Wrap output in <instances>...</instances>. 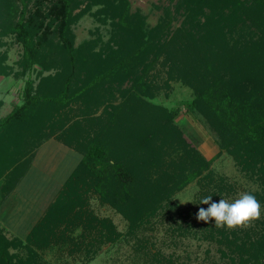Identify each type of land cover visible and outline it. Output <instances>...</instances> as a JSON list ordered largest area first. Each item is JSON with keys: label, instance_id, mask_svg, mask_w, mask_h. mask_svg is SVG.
I'll return each instance as SVG.
<instances>
[{"label": "trees", "instance_id": "16d2710c", "mask_svg": "<svg viewBox=\"0 0 264 264\" xmlns=\"http://www.w3.org/2000/svg\"><path fill=\"white\" fill-rule=\"evenodd\" d=\"M157 7L163 13L150 26L131 0H0L1 44L13 37L22 47L18 72L0 51V75L26 77L23 103L0 117L1 197L28 173L47 138L83 154L26 242L0 227V264H50L42 253L53 242L80 248L86 239L91 251L118 239L115 223L92 213L91 195L123 215L131 232L195 178L209 196L215 157L188 141L176 123L180 108L155 100L173 80L193 89L186 105L216 130L222 150L256 175L262 190L253 195L264 207V0ZM89 12L110 26L108 38L76 46L74 25ZM75 221L84 238L68 232ZM260 225L241 237L209 224L205 232L230 264H264V218Z\"/></svg>", "mask_w": 264, "mask_h": 264}, {"label": "rangeland", "instance_id": "374dc122", "mask_svg": "<svg viewBox=\"0 0 264 264\" xmlns=\"http://www.w3.org/2000/svg\"><path fill=\"white\" fill-rule=\"evenodd\" d=\"M169 3L170 0H131L132 10H140L146 15L150 26L156 25L163 13L157 6H166ZM96 9L95 7L94 10ZM109 28V25L103 24L89 12L74 25L75 45L79 46L85 41L96 39L99 35L106 40ZM14 40L13 37L5 38L4 45L0 41V51L8 53L6 64L12 66L14 72H18L21 70L18 60L21 58L22 47ZM32 76L33 78L36 76L35 71ZM25 82L26 77H18L15 74L0 75V117L7 116L15 105L23 103L20 95ZM171 84L172 88L167 91L168 94L162 91L155 100L172 109L180 108L176 123L188 141L207 159L215 157L210 167L215 182L208 191L212 201L225 199L232 202L241 193L261 192L262 184L256 175L252 178L251 173L240 167L235 156L222 150L216 130L201 114H195L188 109L186 101L192 99L193 89L178 80H173ZM102 110L103 108L98 110L95 115L99 116ZM82 158L83 154L80 151L56 136L47 138L38 146L30 170L18 186L17 190L21 194L18 197L19 202L11 209L12 214L7 221L0 222V227H3L9 238H18L26 242L29 234L26 231L30 232L43 218L48 206L57 199L67 182L64 180L70 169L74 165L77 167ZM61 182L64 184L60 187ZM2 185L4 181L0 182L2 199L0 207L11 195L10 192L5 199L1 197ZM221 188H225L222 194L215 196ZM203 189L208 190L207 187H202L198 178L193 179L176 191L171 200L165 202L161 211L132 232L129 221L123 215L111 205L103 203L97 195H91L89 208L92 213L99 218L112 220L121 236L114 241L101 242L99 247L92 248L91 251L85 245L86 239L80 248H77V242L72 240L67 242L65 249L58 247L57 242H53L51 250L47 249L42 254L46 255L45 259L50 264H230L228 258L221 256L223 246L206 236L208 224L215 226L214 219L208 223L196 219L199 209L208 207L200 204L201 199L207 196L206 193L203 194ZM263 218L262 206L261 218L247 228L236 229L237 235L241 237L245 231L260 228ZM77 223V221L69 223L68 232L73 229L75 231L71 233L72 235L84 238L82 224ZM9 224L18 230L17 235L9 232L6 227Z\"/></svg>", "mask_w": 264, "mask_h": 264}, {"label": "clouds", "instance_id": "9594fccd", "mask_svg": "<svg viewBox=\"0 0 264 264\" xmlns=\"http://www.w3.org/2000/svg\"><path fill=\"white\" fill-rule=\"evenodd\" d=\"M200 204L208 205V207L200 208L196 219L205 223L214 219L216 228L228 230L247 228L261 218L262 205L255 195L248 192L241 193L232 202L225 199L214 202L212 196H206L201 199Z\"/></svg>", "mask_w": 264, "mask_h": 264}, {"label": "crops", "instance_id": "0c3cea01", "mask_svg": "<svg viewBox=\"0 0 264 264\" xmlns=\"http://www.w3.org/2000/svg\"><path fill=\"white\" fill-rule=\"evenodd\" d=\"M72 167H73V168L70 169V172H69L67 178L64 180V182H66V181L68 180V178H69L70 175H71L70 173L73 172V169H75L76 166L74 165V166H72ZM64 182L59 183L60 187H61L62 184H64ZM19 184H20V182L18 183L17 187H16L13 191H11V193H10L11 195L8 197V200H6V201L1 205V207H0V222H1V221H7V219L9 218V215L12 214V210H11V209L14 208V206H16L17 202H19V201H18V197L21 196V194H20L19 191L17 190ZM58 191H60V189H59ZM56 195H57V193H56ZM56 195H55V196H56ZM48 203H50V201H49ZM48 203H47V204H48ZM10 210H11V211H10ZM11 226H12V227H11ZM6 227H7V229L9 230L10 233H14V234H16V235L18 234V230L15 229L14 225L9 224V225H6ZM29 230H30V229H29ZM26 232H27V234L29 233L28 230H27ZM27 234H26V235H27ZM19 237H20V236H19Z\"/></svg>", "mask_w": 264, "mask_h": 264}]
</instances>
